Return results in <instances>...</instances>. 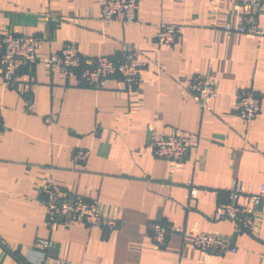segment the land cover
<instances>
[{
    "label": "crops",
    "instance_id": "obj_1",
    "mask_svg": "<svg viewBox=\"0 0 264 264\" xmlns=\"http://www.w3.org/2000/svg\"><path fill=\"white\" fill-rule=\"evenodd\" d=\"M104 1L0 0V35L42 39L41 59L73 43L87 61L136 50L145 63L138 84L111 77L98 89L40 62L19 70L11 85L0 74V264H36L41 253L32 245L40 239L65 264H264V201L252 233L214 218L227 187L256 194L264 186V1L260 8L138 0L137 22L127 25L100 21ZM245 20L262 34L225 30ZM162 24L179 27L174 44L158 43ZM197 75L212 81L214 99L189 92ZM241 89L260 98L249 123L232 110ZM167 136L197 144L178 163L154 157V138ZM77 150L89 152L85 162H73ZM47 181L96 199L117 227L52 226L38 191ZM152 223L174 229L163 247L152 240ZM186 232L224 238L236 251L203 255Z\"/></svg>",
    "mask_w": 264,
    "mask_h": 264
},
{
    "label": "built area",
    "instance_id": "obj_2",
    "mask_svg": "<svg viewBox=\"0 0 264 264\" xmlns=\"http://www.w3.org/2000/svg\"><path fill=\"white\" fill-rule=\"evenodd\" d=\"M241 5L254 7L262 6L264 0H237ZM138 0H105L100 11L102 23L118 22L131 24L137 22ZM158 43L172 45L179 35V27L175 25H160ZM228 33L238 32L249 35H260L262 32L252 20L237 29L228 25ZM42 39L35 36L13 34L11 32L0 35V74L7 85H11L19 70L30 67L40 62L46 69H58L65 78H75L77 86L98 89L104 80L116 77L119 81L136 85L140 81V73L144 67L142 54L136 50H124L119 59L113 61L106 57H97L84 60L77 46L66 43L58 53L47 57H38V48ZM189 92L203 102L214 99L217 89L212 81L203 75L192 77L187 85ZM260 98L252 89H241L237 92L233 105V112L244 122L253 121L260 112ZM2 123L0 120V132ZM196 140L185 136L155 137L151 148L153 156L173 163L182 161L187 154L195 149ZM89 152L77 150L73 155L74 163H83L88 158ZM192 198L196 197L197 189L188 183ZM39 194L47 211L48 223L60 221L78 222L87 228H99L104 231H113L117 221L101 213L96 199L85 200L80 196H71L63 187L53 181L40 185ZM227 201L216 206L214 218L216 220H231L247 232H254L256 227V208L264 201V186L256 194L245 193L238 184H233L223 191ZM245 202V203H243ZM243 203V204H242ZM152 240L158 247H163L167 237L174 229L160 223L150 225ZM193 246L203 255H222L236 250L230 247L229 242L221 237L206 233H184ZM50 243L40 239L32 247L41 253V258L36 264H65L62 259L49 253ZM264 258V253H263Z\"/></svg>",
    "mask_w": 264,
    "mask_h": 264
}]
</instances>
